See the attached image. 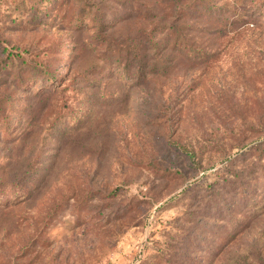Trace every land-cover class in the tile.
<instances>
[{"label":"rangeland","instance_id":"1","mask_svg":"<svg viewBox=\"0 0 264 264\" xmlns=\"http://www.w3.org/2000/svg\"><path fill=\"white\" fill-rule=\"evenodd\" d=\"M0 264H264V0H0Z\"/></svg>","mask_w":264,"mask_h":264},{"label":"trees","instance_id":"2","mask_svg":"<svg viewBox=\"0 0 264 264\" xmlns=\"http://www.w3.org/2000/svg\"><path fill=\"white\" fill-rule=\"evenodd\" d=\"M201 54V53H200ZM199 54V55H200ZM120 70H122V71H125V72H127V73H129L128 72V69H125L124 67L123 68H120ZM128 75H131V74H128ZM130 78L129 79H131V80H134V81H136V82H139V80H140V77H134V76H129ZM134 77V78H133Z\"/></svg>","mask_w":264,"mask_h":264}]
</instances>
